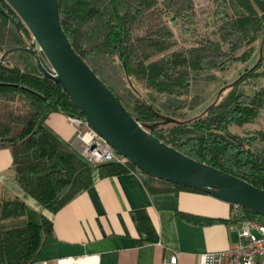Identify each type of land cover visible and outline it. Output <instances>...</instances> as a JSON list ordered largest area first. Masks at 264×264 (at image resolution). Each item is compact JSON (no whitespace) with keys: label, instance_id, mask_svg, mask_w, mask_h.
I'll list each match as a JSON object with an SVG mask.
<instances>
[{"label":"trees","instance_id":"1","mask_svg":"<svg viewBox=\"0 0 264 264\" xmlns=\"http://www.w3.org/2000/svg\"><path fill=\"white\" fill-rule=\"evenodd\" d=\"M57 1L61 27L73 49L133 119L141 125L157 123L149 132L165 144L264 190V129L254 143L229 133L231 126L250 124L264 111V87L249 96L238 91L239 84L230 85L204 112L184 117L185 109L196 105L187 101L192 85L214 80L210 72L229 62L247 60L259 39L264 56V0H207L202 8L194 0ZM196 8L206 21L203 35L196 45L182 47L168 21L190 34L186 24L191 25ZM25 36L29 34L19 18L0 0V49L10 43L0 57L10 49L29 48ZM16 55L10 65L8 58ZM98 56L117 60L124 88L91 62ZM134 81L144 86L147 99ZM226 88L230 90L220 99ZM52 113L83 117L60 86L41 77L30 55L9 53L0 68V146L11 150L15 181L41 210L18 198H0V264H35L53 230L43 210L58 212L92 185L95 173L104 178L135 169L128 162L91 166L47 128ZM167 118L176 123L158 124ZM146 186L152 193L199 192L150 177ZM243 210L248 220L264 225L263 216Z\"/></svg>","mask_w":264,"mask_h":264},{"label":"crops","instance_id":"2","mask_svg":"<svg viewBox=\"0 0 264 264\" xmlns=\"http://www.w3.org/2000/svg\"><path fill=\"white\" fill-rule=\"evenodd\" d=\"M45 125L76 151L75 130L66 115L52 113ZM138 170L109 177L93 176L92 185L51 220L52 235L35 264H162L177 254V264H198L199 255L238 244L242 208L193 191L152 193ZM0 198H18L35 210L40 206L15 181L12 154L0 146ZM77 262V263H76Z\"/></svg>","mask_w":264,"mask_h":264},{"label":"water","instance_id":"3","mask_svg":"<svg viewBox=\"0 0 264 264\" xmlns=\"http://www.w3.org/2000/svg\"><path fill=\"white\" fill-rule=\"evenodd\" d=\"M3 1L31 34L34 47L7 50L0 57V68L9 53H27L41 77L67 94L87 126L144 175L199 191L264 217L263 189L181 154L149 132L157 123L141 125L133 119L73 49L60 24L57 0ZM40 55L50 70L45 68ZM169 123L176 121L167 118L158 124Z\"/></svg>","mask_w":264,"mask_h":264},{"label":"rangeland","instance_id":"4","mask_svg":"<svg viewBox=\"0 0 264 264\" xmlns=\"http://www.w3.org/2000/svg\"><path fill=\"white\" fill-rule=\"evenodd\" d=\"M206 1L207 0H194L198 8H202L204 5H206ZM198 8H196L195 12L197 14L191 17V25L186 24V26L191 30L190 34L188 31L187 33H183L181 28L179 26H176L173 21H168V25L173 31L174 39L177 41L178 45H181L182 47L188 48L196 45L195 42L199 41L200 39L199 35H203V26L205 24L204 22L206 21L203 20L204 18H202V15L198 14ZM19 21L22 23L20 19ZM24 28L26 29L25 26ZM192 33H194V35H192ZM28 34L29 37L25 36L24 39L25 45L32 49L34 47V41L31 34L29 32ZM9 45L10 43L7 42V44L3 46V48L1 47V53L3 52L2 49L4 50ZM242 52H240L238 55H240ZM13 56H10L7 60L10 65L15 64L17 61V55L15 57ZM91 62L106 71L107 76H109L112 80L121 81L122 88L125 87L127 83H125L122 71L120 70V66L117 60H113L109 57L98 56L93 58ZM210 74L215 75L214 80H200L196 84L191 86L187 95V101L190 104L194 102V104L196 105L191 110L185 109V119H191L194 116L199 115L201 112H204V110L208 106L216 101L218 93L222 88L234 84H239L237 88L238 91H242L245 94L252 96L256 91H259L264 87V56H262V54L260 53V39L253 44V51L247 60H237L234 62H229L224 66L222 70H213L212 72H210ZM133 83L136 89H138L142 93L143 97L147 99L148 94L144 86L140 84L138 85L135 81ZM229 90L230 89L226 88L221 94L220 99L226 96ZM263 129L264 111H261L252 123L244 124L240 127L231 126L229 128V133L246 142V140L252 141L256 133L260 132ZM251 143H254V141H252Z\"/></svg>","mask_w":264,"mask_h":264},{"label":"built area","instance_id":"5","mask_svg":"<svg viewBox=\"0 0 264 264\" xmlns=\"http://www.w3.org/2000/svg\"><path fill=\"white\" fill-rule=\"evenodd\" d=\"M66 119L75 130L76 152L91 166L96 167L105 163L126 166L128 161L117 155L109 144L88 127L83 117L68 115ZM233 207L236 210L240 209L236 205ZM238 239V244L227 250L202 253L199 255L198 264H264L263 224L248 219L242 220L239 224ZM177 263V254L173 253L162 264Z\"/></svg>","mask_w":264,"mask_h":264},{"label":"bare ground","instance_id":"6","mask_svg":"<svg viewBox=\"0 0 264 264\" xmlns=\"http://www.w3.org/2000/svg\"><path fill=\"white\" fill-rule=\"evenodd\" d=\"M72 262V261H71ZM71 262L63 261L61 264H72ZM77 263V262H76ZM88 262L86 260L78 262L77 264H87Z\"/></svg>","mask_w":264,"mask_h":264}]
</instances>
